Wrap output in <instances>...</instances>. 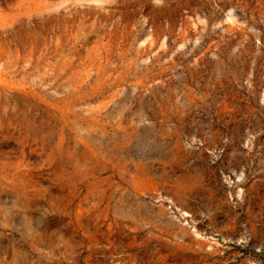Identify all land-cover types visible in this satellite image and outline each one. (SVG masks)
Instances as JSON below:
<instances>
[{"label": "rangeland", "instance_id": "rangeland-1", "mask_svg": "<svg viewBox=\"0 0 264 264\" xmlns=\"http://www.w3.org/2000/svg\"><path fill=\"white\" fill-rule=\"evenodd\" d=\"M0 264H264V0H0Z\"/></svg>", "mask_w": 264, "mask_h": 264}]
</instances>
